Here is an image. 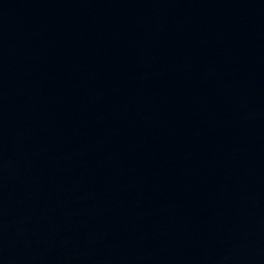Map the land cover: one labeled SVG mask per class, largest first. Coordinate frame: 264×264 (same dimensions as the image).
I'll use <instances>...</instances> for the list:
<instances>
[{
  "label": "water",
  "instance_id": "95a60500",
  "mask_svg": "<svg viewBox=\"0 0 264 264\" xmlns=\"http://www.w3.org/2000/svg\"><path fill=\"white\" fill-rule=\"evenodd\" d=\"M0 264H264V0H0Z\"/></svg>",
  "mask_w": 264,
  "mask_h": 264
}]
</instances>
